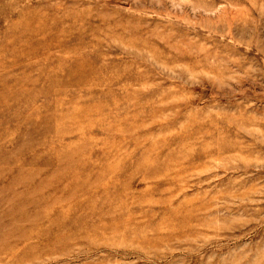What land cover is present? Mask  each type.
<instances>
[{"label": "rangeland", "instance_id": "374dc122", "mask_svg": "<svg viewBox=\"0 0 264 264\" xmlns=\"http://www.w3.org/2000/svg\"><path fill=\"white\" fill-rule=\"evenodd\" d=\"M0 264H264V0H0Z\"/></svg>", "mask_w": 264, "mask_h": 264}]
</instances>
